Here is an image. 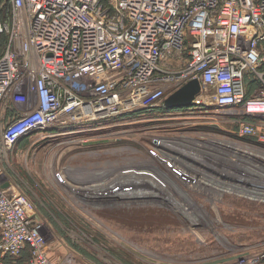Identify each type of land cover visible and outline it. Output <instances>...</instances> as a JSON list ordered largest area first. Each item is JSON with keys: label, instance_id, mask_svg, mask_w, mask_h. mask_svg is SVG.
Listing matches in <instances>:
<instances>
[{"label": "built area", "instance_id": "built-area-1", "mask_svg": "<svg viewBox=\"0 0 264 264\" xmlns=\"http://www.w3.org/2000/svg\"><path fill=\"white\" fill-rule=\"evenodd\" d=\"M0 5L9 13L0 21V34L8 35L0 55V152L1 145L9 149L47 127L60 134L92 133L105 121L144 111L127 118L140 117L191 80L200 82L202 96L194 103L212 102L238 124L237 136L264 143L261 126L248 121H264V0ZM9 186L0 169V257L28 249L26 264H58L46 254L30 203ZM231 264H264V247Z\"/></svg>", "mask_w": 264, "mask_h": 264}, {"label": "rangeland", "instance_id": "rangeland-1", "mask_svg": "<svg viewBox=\"0 0 264 264\" xmlns=\"http://www.w3.org/2000/svg\"><path fill=\"white\" fill-rule=\"evenodd\" d=\"M189 107L160 105L92 133L33 132L1 145L2 175L56 252H83L88 238L118 264H231L264 247V145L237 136L212 102Z\"/></svg>", "mask_w": 264, "mask_h": 264}, {"label": "crops", "instance_id": "crops-1", "mask_svg": "<svg viewBox=\"0 0 264 264\" xmlns=\"http://www.w3.org/2000/svg\"><path fill=\"white\" fill-rule=\"evenodd\" d=\"M11 111L8 110L6 113V117L10 116ZM234 124V123H233ZM247 140V139H246ZM252 142L264 145V143H259L256 140ZM15 146V145H14ZM13 147V146H12ZM10 189H12V185L9 183ZM96 241V240H95ZM79 242H83L84 244H80V248L83 252L77 253L67 245H63V249L54 250L55 245H51L50 243L45 245V250L48 258L55 263L58 264H118L115 259H109L107 257L112 256L111 250H104L102 246H104L100 240H97V243L94 241H90L87 239H79ZM52 248V249H51ZM27 252V253H26ZM26 252L21 257H27L29 259V251ZM122 252H128L127 250H123ZM60 253L62 255H60ZM21 257H9L4 256L0 257L1 264H26L25 259L21 261ZM22 262V263H21Z\"/></svg>", "mask_w": 264, "mask_h": 264}, {"label": "water", "instance_id": "water-1", "mask_svg": "<svg viewBox=\"0 0 264 264\" xmlns=\"http://www.w3.org/2000/svg\"><path fill=\"white\" fill-rule=\"evenodd\" d=\"M200 93V82L191 80L169 95L164 100V107L168 110L188 107ZM7 185H4V188Z\"/></svg>", "mask_w": 264, "mask_h": 264}, {"label": "trees", "instance_id": "trees-1", "mask_svg": "<svg viewBox=\"0 0 264 264\" xmlns=\"http://www.w3.org/2000/svg\"><path fill=\"white\" fill-rule=\"evenodd\" d=\"M0 17L2 18L0 21H7L8 20V17H9V13L6 9H0ZM3 37V38H2ZM7 39H8V35L7 34H0V55L2 54L3 50L5 49V45L7 43ZM178 110V109H177ZM181 110V109H180ZM144 111H138L137 113H133V114H128V115H124L123 117H120V118H127V117H131V116H134V115H141L143 114ZM27 136H24L22 137L19 141H21L23 138H25ZM18 141V142H19ZM18 142L16 144H18ZM15 144V145H16ZM26 250L28 251V249H25L20 256L18 257H21L23 256V254L26 252ZM27 253V252H26ZM27 257H21V261H23V259H25ZM28 260V259H27Z\"/></svg>", "mask_w": 264, "mask_h": 264}]
</instances>
